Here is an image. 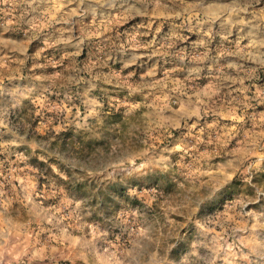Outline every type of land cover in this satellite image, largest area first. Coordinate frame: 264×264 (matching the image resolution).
<instances>
[{
  "label": "rangeland",
  "instance_id": "1",
  "mask_svg": "<svg viewBox=\"0 0 264 264\" xmlns=\"http://www.w3.org/2000/svg\"><path fill=\"white\" fill-rule=\"evenodd\" d=\"M0 264H264V0H0Z\"/></svg>",
  "mask_w": 264,
  "mask_h": 264
},
{
  "label": "trees",
  "instance_id": "2",
  "mask_svg": "<svg viewBox=\"0 0 264 264\" xmlns=\"http://www.w3.org/2000/svg\"><path fill=\"white\" fill-rule=\"evenodd\" d=\"M43 138L47 141L48 139L51 140L49 144L54 148H48L47 151L64 161L66 168H63V165L56 159L43 161L37 158H30L29 165L36 170L39 185L42 183L50 185L54 191L60 192L63 196L73 201L86 200L88 206L92 209L93 215H104L117 201L131 200L132 202H137L135 198H130L124 192V189L115 182H100L98 188H93L85 181H79L72 177L80 168L90 171L94 170V167L90 166L94 158L90 157L86 162H82L69 156V153L70 155L73 154L74 148H76L78 143V139L70 131H60L57 134L51 132L43 136ZM26 139L29 140L31 138L26 137ZM93 142V140H85L83 142L84 148L79 149V152L84 151L89 156L91 153H88L85 146Z\"/></svg>",
  "mask_w": 264,
  "mask_h": 264
}]
</instances>
